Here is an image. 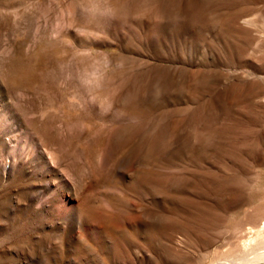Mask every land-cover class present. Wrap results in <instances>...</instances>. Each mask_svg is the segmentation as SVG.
<instances>
[{"label":"rangeland","instance_id":"rangeland-1","mask_svg":"<svg viewBox=\"0 0 264 264\" xmlns=\"http://www.w3.org/2000/svg\"><path fill=\"white\" fill-rule=\"evenodd\" d=\"M264 262V0H0V264Z\"/></svg>","mask_w":264,"mask_h":264},{"label":"bare ground","instance_id":"bare-ground-1","mask_svg":"<svg viewBox=\"0 0 264 264\" xmlns=\"http://www.w3.org/2000/svg\"><path fill=\"white\" fill-rule=\"evenodd\" d=\"M220 264H226V263H220ZM228 264V263H227ZM246 264V263H245ZM248 264H251V263H248ZM255 264V263H253ZM256 264H264V262H260V263H256Z\"/></svg>","mask_w":264,"mask_h":264}]
</instances>
